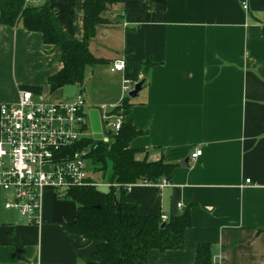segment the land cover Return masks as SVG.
<instances>
[{
    "label": "crops",
    "instance_id": "1",
    "mask_svg": "<svg viewBox=\"0 0 264 264\" xmlns=\"http://www.w3.org/2000/svg\"><path fill=\"white\" fill-rule=\"evenodd\" d=\"M28 1L47 2L64 31L83 40L85 0ZM107 17L106 44L99 40L114 47L108 65L123 58L127 66L111 71L118 88L110 100L93 104L85 95L88 112L112 110L125 80L143 81L129 98L126 119L142 131L131 148L138 160L177 166L167 185H161L165 176L135 183L128 195L145 218L169 221L191 212L183 248L153 249L149 264H197L204 243L212 247V264H264V0H116ZM60 54L39 32L0 24V109L23 91L48 102L83 91L79 85L51 91L49 78L63 68ZM90 71L94 77L99 68ZM196 148L203 154L193 159ZM91 177L119 202L111 175L107 182ZM65 195L47 188L39 222L29 224L5 208L8 195L0 192V264L91 262L97 243L66 229L78 205Z\"/></svg>",
    "mask_w": 264,
    "mask_h": 264
},
{
    "label": "trees",
    "instance_id": "2",
    "mask_svg": "<svg viewBox=\"0 0 264 264\" xmlns=\"http://www.w3.org/2000/svg\"><path fill=\"white\" fill-rule=\"evenodd\" d=\"M116 0H85L83 40L69 36L62 23L50 10L47 2L39 5L28 0H0V24L21 25L29 31L39 32L44 43L61 51L63 68L48 80L51 91L70 85L85 86L88 69L109 64L111 59L99 56L92 45L96 44L101 28L109 25L107 17ZM98 44V43H97ZM82 91V90H81ZM130 96L121 108L126 116L131 111ZM130 120H125L118 132H109L110 142L86 138L74 149H86L94 168L105 172L112 164V183L121 189L119 202L112 191L99 186L71 188L65 197L78 205L74 221L66 229L96 242L97 247L89 264H149L153 249L167 251L181 249L187 229L191 226L190 207L164 222L161 215L143 217L139 207L132 202L128 190L135 183H156L165 176L171 177L176 164L160 161L138 160L137 150L131 148L132 140L141 134ZM165 224L162 226V224ZM22 244L17 241V254ZM210 244H199L197 264H212Z\"/></svg>",
    "mask_w": 264,
    "mask_h": 264
},
{
    "label": "built area",
    "instance_id": "3",
    "mask_svg": "<svg viewBox=\"0 0 264 264\" xmlns=\"http://www.w3.org/2000/svg\"><path fill=\"white\" fill-rule=\"evenodd\" d=\"M244 8L248 9L246 3ZM126 66L125 59H116L111 71L123 72ZM134 86L124 81L121 101L111 105L112 110L107 111L105 106L94 108L101 116V141L110 142L109 132L120 130L126 117L122 108L117 113L114 110L122 107ZM88 106L83 91L58 102L39 100L32 92L23 91L17 102L1 106L0 192L8 195L5 208L17 211L29 224L39 222L47 188L62 193L76 187L101 186L91 177L88 151L74 149L82 140L94 138ZM202 154L203 149L196 148L191 156L196 159ZM168 183L166 177L161 180V185ZM177 206L182 208L184 204ZM161 217L164 222L168 220L166 215Z\"/></svg>",
    "mask_w": 264,
    "mask_h": 264
},
{
    "label": "rangeland",
    "instance_id": "4",
    "mask_svg": "<svg viewBox=\"0 0 264 264\" xmlns=\"http://www.w3.org/2000/svg\"><path fill=\"white\" fill-rule=\"evenodd\" d=\"M109 28V26H104L103 28H101V32H105L107 29ZM102 34L100 33L98 35L97 38V42L98 43L97 47L95 48V52H97V54L99 56H106V57H111L113 55L114 47L112 49H108V47H106V45H103L99 40L102 39V42L104 44H106V40L105 38H101ZM94 46V45H93ZM99 68V71L96 73V75L94 77H91V71L90 69H88L87 72V77H86V82H85V89L83 90L85 95L88 97V100H90L93 104L99 103L101 101H108L110 100L112 97L115 96L116 92H117V77L118 74L117 73H112L111 72V67H109L108 64L105 65H100L97 66ZM68 91V90H67ZM66 91V92H67ZM39 100H41V98H37ZM43 99V98H42ZM89 171L91 172V175L94 176V178L100 182L102 181H109V177L110 175L113 176V172H112V164L110 163L107 170L105 172L103 171H98V170H94V166H92L91 161L89 164ZM16 212L18 215L19 213L17 211Z\"/></svg>",
    "mask_w": 264,
    "mask_h": 264
},
{
    "label": "water",
    "instance_id": "5",
    "mask_svg": "<svg viewBox=\"0 0 264 264\" xmlns=\"http://www.w3.org/2000/svg\"><path fill=\"white\" fill-rule=\"evenodd\" d=\"M143 84H144L143 81L135 84L134 89L129 93V96L131 98H135L138 95V93L141 91ZM89 116H90L91 127L94 132V138L97 140L102 139L103 137L102 123H101V116H100L99 110L95 109V110L90 111ZM164 225L165 224L163 223L162 226ZM89 242L90 240H87L86 244H88Z\"/></svg>",
    "mask_w": 264,
    "mask_h": 264
}]
</instances>
